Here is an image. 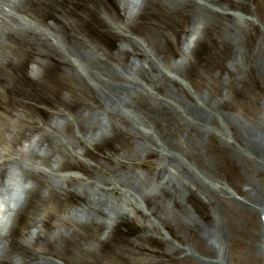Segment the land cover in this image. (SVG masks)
I'll return each instance as SVG.
<instances>
[{
	"label": "rangeland",
	"instance_id": "rangeland-1",
	"mask_svg": "<svg viewBox=\"0 0 264 264\" xmlns=\"http://www.w3.org/2000/svg\"><path fill=\"white\" fill-rule=\"evenodd\" d=\"M125 71L129 110L102 111ZM263 116L264 0H0V218L28 187L0 226L11 257L262 264L264 203L238 201L264 193L242 139Z\"/></svg>",
	"mask_w": 264,
	"mask_h": 264
},
{
	"label": "bare ground",
	"instance_id": "bare-ground-1",
	"mask_svg": "<svg viewBox=\"0 0 264 264\" xmlns=\"http://www.w3.org/2000/svg\"><path fill=\"white\" fill-rule=\"evenodd\" d=\"M189 44L188 41L185 43V47H184V52L188 49ZM81 59V57L79 58ZM129 73L125 71V73H123L119 79L117 80V82L115 83H111L108 82L106 83V85L104 83L100 84V88L99 90H97L98 94L97 97H100V99L98 100L97 103V107L102 111L108 113V109L111 108H125L126 109L122 112H125L126 110H129V105L127 101H125V99L127 97H129V93L132 90V86L131 83L127 84L128 78H129ZM102 78L99 77V80L97 82H101ZM259 91V90H257ZM260 94V93H258ZM261 97V95H260ZM129 99V98H128ZM131 106V105H130ZM121 107V108H120ZM190 112H192L195 115H198V112H196V109H193V111L189 110ZM79 118H83L84 119V124H80L79 127L81 125H85L86 128V133L88 136H92L93 135H99L101 134L102 130L104 129L105 126H102V124L100 123V118L96 117V115L92 114L91 116L89 114H87L86 116H82L80 115ZM201 117L196 118V121H201L200 119ZM202 122V121H201ZM14 128V126H13ZM248 131H245V137H243V141L245 143V148L247 149H251L252 152L254 153V155L256 156V158H258L259 162L258 164H256V168L259 169H264V116L261 117L260 119H258L256 121V124L254 126H248ZM194 130L199 132L200 128L197 126H194ZM13 135V134H12ZM39 155V154H38ZM41 156V155H39ZM173 164L174 162H169L168 165L167 163L164 165L166 167H162L163 170V175H162V180L164 178V176L168 175L169 173L172 172L173 170ZM1 175V173H0ZM161 180V181H162ZM108 185H113V187H117V184H115V182H110ZM128 186V185H127ZM157 186L161 187L163 186V183L157 184ZM28 187L26 186V188H22V195L25 196L26 191ZM185 190H187V192H191L189 187H185ZM167 195H171L170 192H166ZM256 196V195H255ZM244 199L239 200V204L238 206L242 205L248 209V210H259L260 211V204L264 203V193L262 194L261 200L257 201V199H255L256 197H254V195H252L251 192L247 193V196H243ZM263 198V199H262ZM257 201V202H256ZM87 205L90 208H93L94 210H96V213L99 214V216L104 217L105 215V211L110 209V205L107 203L106 199L102 198V196L95 194H89L88 196V200H87ZM18 208V206H17ZM10 209L9 207H7L6 211L3 213L5 215L8 214V212H11L13 215L17 214L18 209ZM2 219H0V226L2 224ZM33 241H37V239L33 240ZM31 243V242H29ZM29 243H25V246L29 245ZM38 249L36 250H28L29 247H25V250H23V252H27L28 257L21 255L20 253H16L15 257H11L12 254V248H10V241H8L7 239V235L5 236V238L1 235L0 233V264H57V262L54 261V259H50L47 258V256H45V245L46 242L44 243L43 241L38 242V245L35 244ZM33 246V245H32ZM207 249L209 250V248L207 247ZM55 259L56 261H62L63 257L59 254L54 253ZM29 259V260H27Z\"/></svg>",
	"mask_w": 264,
	"mask_h": 264
}]
</instances>
